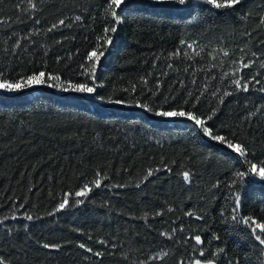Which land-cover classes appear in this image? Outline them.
I'll use <instances>...</instances> for the list:
<instances>
[{"label":"trees","instance_id":"1","mask_svg":"<svg viewBox=\"0 0 264 264\" xmlns=\"http://www.w3.org/2000/svg\"><path fill=\"white\" fill-rule=\"evenodd\" d=\"M109 4L0 0V79L46 74L0 90V260L264 264V245L242 222H264V181L236 176L264 167V0L221 9L127 0L119 24ZM69 82L96 90H61ZM172 110L193 112L245 155L186 116L156 115Z\"/></svg>","mask_w":264,"mask_h":264},{"label":"snow or ice","instance_id":"2","mask_svg":"<svg viewBox=\"0 0 264 264\" xmlns=\"http://www.w3.org/2000/svg\"><path fill=\"white\" fill-rule=\"evenodd\" d=\"M127 0H110L109 4V10H110V15L113 17L115 20L116 24L120 23V13L117 11V9H121V6L125 4ZM159 2H165V0H159ZM171 2L176 3L179 6H185L186 4L189 3V0H171ZM240 0H207V3L211 5L213 8L216 9H221V8H231L234 5L238 4ZM79 19V18H77ZM61 24H63V21H60ZM53 27H56V25H53ZM116 32L117 28L115 26H112L110 29L106 28L105 32ZM112 37L107 36L104 40L105 44H111L112 42ZM104 55V52L101 51L99 54L94 50L89 53V59H95L96 61H99L100 57ZM247 67L248 65H244ZM91 71L94 73L95 72V65L92 66ZM45 73L43 71L39 72L38 74H32L29 75L25 80H18L16 82H9L7 79H0V88H3L7 91H17L20 90L24 87H30L34 84L39 85L43 84L45 82L44 77ZM48 79H55L59 80L60 78L58 76H48ZM233 84L237 88H242L244 91H247L249 88L248 84H241L239 80H233ZM49 87H52L53 85L49 84ZM61 90L63 91H74L78 93H86V94H92L95 92L96 88L95 85L90 87L87 83H71L69 82L68 87H64ZM261 91H264V89H261ZM227 95V93L225 94ZM119 103L120 101H116ZM158 116L162 117H187L189 120L194 121V124L202 129L204 136L210 137L212 140L219 141L221 144H226L227 148L231 149L233 152L238 153L241 156L245 155V148L241 146L240 143H233L231 140H227L225 137L220 136V135H214L213 131L210 127L205 126V121L199 118L198 116L194 115L193 112L191 111H183V110H172V111H158L156 113ZM251 173L253 176H259V179L264 181V167H260L259 171H257V165L256 164H251L250 167L248 168L247 172L245 171H238L236 173L237 178L239 179L240 182L244 181V178L246 175ZM148 175L151 176L152 172L149 171ZM184 180L187 181L189 179V173L184 172L183 173ZM237 181L233 180V184H235ZM95 186L99 187L100 182L97 180L95 181ZM91 191V188L88 187V185H85L80 191L76 192L75 195L77 197H83L87 196L88 193ZM241 199L242 197L237 194L235 196V206L233 207V220H240L241 217L238 215L240 206H241ZM69 200L67 198V194L64 198V200L58 205L57 210L65 208L66 205H68ZM76 203H82V201L77 200ZM27 219L31 220L32 217L28 216ZM251 219V223H249V220ZM242 222L246 227H249L251 229V234L254 236L255 240L259 242L260 245H264V237H262L261 234H264V222L258 221L255 218H249V217H243ZM257 229L259 230V233L257 232ZM195 241L197 244L201 243V237L199 235L194 237ZM43 247L49 248V247H55L54 245H49V244H44ZM81 248H84V244H80ZM88 251H91V249H88ZM99 255V253H97ZM203 255V253H202ZM0 264H4L2 260H0ZM195 264H201L200 260H197ZM207 264H213V261L209 260L207 261Z\"/></svg>","mask_w":264,"mask_h":264},{"label":"rangeland","instance_id":"3","mask_svg":"<svg viewBox=\"0 0 264 264\" xmlns=\"http://www.w3.org/2000/svg\"><path fill=\"white\" fill-rule=\"evenodd\" d=\"M0 90L1 91H7V90H5V89H3V88H0ZM257 171H259V168H257ZM258 178H259V176H257ZM201 264H206V263H201Z\"/></svg>","mask_w":264,"mask_h":264}]
</instances>
